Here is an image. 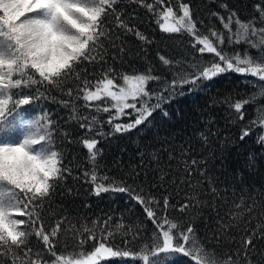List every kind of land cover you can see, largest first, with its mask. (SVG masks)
Here are the masks:
<instances>
[{"label": "snow or ice", "instance_id": "obj_1", "mask_svg": "<svg viewBox=\"0 0 264 264\" xmlns=\"http://www.w3.org/2000/svg\"><path fill=\"white\" fill-rule=\"evenodd\" d=\"M123 3L125 0H0V264H104L111 258L160 264L162 253L182 255L192 264H254L249 249H254V237L258 234L264 238V223H258L255 229L245 228V235L240 238L241 248L220 256L206 246L191 220H173L168 215L170 208L187 214L193 208L204 206L201 193L185 194V202L177 208L170 195L158 199L145 194L143 187L136 188L110 180L107 175L101 176L95 164L102 149L98 148L95 136L108 134L99 130L97 117L78 113L75 100H82L84 108L110 113L107 123L112 127L111 134H123L150 123L153 113L161 109L163 103L182 95L185 87L195 91L223 73L231 71L256 78L248 82L257 86V82H264V6L256 5L258 17L244 21L235 11L229 10L227 4H222L228 14L212 12L211 16L220 22L223 31L212 27L201 31L198 24L203 22L194 19L191 5L184 0H176L175 7L169 0H127L152 14L161 32L188 35L192 38L191 46L199 54L214 57L203 63L193 60L155 91L149 84L161 81V77L153 75L151 70L118 73L109 66L98 74L88 72L87 65L107 63L109 47L118 49L120 54L125 52L124 35L132 34L145 44L151 43L118 7ZM226 42L229 47L243 44L245 48L227 52ZM159 59L164 65L174 63L165 56ZM89 75L95 78L89 79ZM50 88L73 98L63 103L65 106L72 104V118L84 121L81 128L88 133L95 129L93 136L80 141L94 165L90 172L84 173L94 185V194L127 193L143 206L152 222L151 244L143 245L138 252L111 243L121 229V235L128 233L129 229L123 224L109 230L107 220L103 224L93 221L91 226L83 224L79 228L70 223L63 228V235V220L50 228L45 226V204L71 174V169L64 163L63 151L56 146L54 122L49 114L41 112L25 118L18 109L39 99L43 95L41 89L48 91ZM258 88L259 97L264 98V83ZM253 99L230 103L238 120L244 119L245 105ZM133 114L135 119L127 123L116 122ZM13 115L15 118L10 120ZM163 115L167 117L168 113L165 111ZM253 127L264 130V108L259 109L257 117L241 130L240 140L248 137ZM17 129L21 136L13 139L10 133ZM200 136L208 142L207 135L200 133ZM257 142L264 144V134L259 135ZM186 155V151L181 153V168L176 171L182 170L187 176H173L167 182L176 184L179 180L180 184L188 183L190 188H196L190 177L198 162L193 159L189 163L183 158ZM152 158L159 160L155 154ZM167 176L168 173L161 169V186ZM210 191L217 193L215 187ZM253 210L254 205L246 204L243 198L233 202V208L227 213L228 222L217 221V241L227 237L232 228H239L242 222L251 223ZM69 233L75 246L69 249L64 244L65 251L58 252L57 245ZM137 235L133 234V238ZM33 237L43 245L50 259H45L40 249H33ZM90 241L95 243L86 249Z\"/></svg>", "mask_w": 264, "mask_h": 264}, {"label": "trees", "instance_id": "obj_2", "mask_svg": "<svg viewBox=\"0 0 264 264\" xmlns=\"http://www.w3.org/2000/svg\"><path fill=\"white\" fill-rule=\"evenodd\" d=\"M173 7L176 0H169ZM193 10L194 19L202 21L198 24L201 31L216 28L223 31L220 22L212 12L227 15L228 12L221 7L227 4L228 9L235 11L241 20L247 21L258 17L256 5L264 6V0H184ZM129 22L149 37L151 43H143L132 34L122 37L125 52L120 54L118 49L109 47L107 63L87 65L88 72L99 73L111 66L118 73H143L151 70L153 75L161 77V81L150 82L149 88L159 91L164 81H170L176 71L187 68L193 60L203 63L213 59L211 54L201 55L196 48L191 46L192 38L184 34H166L159 30L155 17L144 8L135 4L125 3L119 5ZM119 43V42H117ZM225 50L231 52L233 48L241 51L245 45L229 47L227 42ZM253 54L254 50H253ZM159 56H165L174 63L164 65ZM115 57V59H113ZM95 77L89 75V79ZM256 78L242 76L235 72H226L212 81H206L200 89L189 91L185 87L182 95H176L169 102L163 103L150 118V123L141 125L127 133H112V127L107 123L110 113L96 112L82 107V100H75L80 115L95 116L100 121L99 130L108 135H96L99 141L98 148L102 154L97 157L95 164L97 172L107 175L110 180L117 183L125 182L136 188L143 187L145 194L162 199L170 195L172 203L178 206L185 202L186 195L193 192L201 193L200 199L204 206L193 208L181 213L175 208L168 210V215L173 220H191L198 235L209 249H214L216 254L223 256L232 254L241 248L240 238L245 235V228L255 229L258 223H264V144L257 142L259 135L264 134L260 127H253L251 134L240 140L241 130L249 126L257 117L259 109L264 108V98L258 95L257 82L254 86L248 81ZM43 95L30 105L21 106L18 112L25 118H32L41 112L48 113L54 122L55 143L64 153V163L71 169L64 183L57 188L51 200L45 204L43 218L45 226L50 228L58 221L63 220V228L75 224L78 228L83 224L89 226L93 221L103 224L108 221L109 230L118 224H123L129 231L126 235H115L111 241L115 246L138 252L143 245L151 244L154 231L152 222L147 218L143 206L133 200L127 193L107 192L96 196L93 192L94 185L84 176L90 172L94 165L89 160V154L80 141L85 137L94 135L81 128L84 121L73 119L72 104L65 106L64 101H71L60 90L50 88L48 91L41 89ZM35 95L34 92L31 93ZM254 97L253 101L245 105V117L237 119V114L229 106L237 100ZM167 112L165 117L163 112ZM15 115L9 117L14 119ZM135 119L132 116L122 117L116 122L127 123ZM200 133L208 137L205 143ZM13 139H19V129L10 133ZM187 152L183 158L195 159L198 163L194 166L190 177L196 188H190L188 183H168L173 176H187V173L176 171L181 168V153ZM159 160H154L153 155ZM173 157L169 159V157ZM168 173L163 186L160 180V171ZM203 173V174H201ZM179 185V187H177ZM211 187L217 193H211ZM243 198L246 204L254 205L251 223H241L239 228H232L227 237L216 239L219 228L218 220L228 222L227 213L233 208V202ZM247 219V217H245ZM138 233L136 238L133 234ZM235 239H231V238ZM129 241L127 244L124 241ZM33 249H40L45 259H50L44 252L43 245L35 238L32 239ZM95 241L85 245L90 249ZM71 249L75 241L71 234H67L57 245V251H65L63 245ZM254 249H249V254L254 264H264V238L258 234L254 237ZM6 261L8 257H4ZM151 259V258H150ZM160 264H192L189 258L179 254H161ZM104 264H142L139 260L131 258H111Z\"/></svg>", "mask_w": 264, "mask_h": 264}]
</instances>
